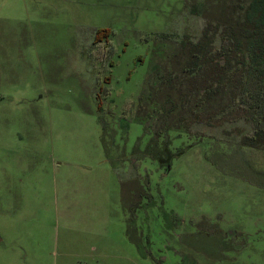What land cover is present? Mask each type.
I'll use <instances>...</instances> for the list:
<instances>
[{
  "label": "rangeland",
  "instance_id": "rangeland-1",
  "mask_svg": "<svg viewBox=\"0 0 264 264\" xmlns=\"http://www.w3.org/2000/svg\"><path fill=\"white\" fill-rule=\"evenodd\" d=\"M217 2L0 0V264H264L250 125L220 95L170 115L158 101ZM160 130L169 172L137 155ZM141 183L153 198L131 211Z\"/></svg>",
  "mask_w": 264,
  "mask_h": 264
},
{
  "label": "trees",
  "instance_id": "trees-1",
  "mask_svg": "<svg viewBox=\"0 0 264 264\" xmlns=\"http://www.w3.org/2000/svg\"><path fill=\"white\" fill-rule=\"evenodd\" d=\"M216 5L220 14L208 21L198 38L189 33L180 38L173 57L175 69L162 78L158 101L165 103L170 115L179 100L183 108L191 95L197 96L198 105L220 95L227 99L223 107L237 109L250 125L240 144L264 150V0H219ZM110 31L98 29L96 42L107 38ZM157 34L175 37L174 33ZM153 93L148 91L140 98L154 99Z\"/></svg>",
  "mask_w": 264,
  "mask_h": 264
},
{
  "label": "flooded vegetation",
  "instance_id": "flooded-vegetation-1",
  "mask_svg": "<svg viewBox=\"0 0 264 264\" xmlns=\"http://www.w3.org/2000/svg\"><path fill=\"white\" fill-rule=\"evenodd\" d=\"M103 39H101L100 41L96 42V36L94 41L92 40V43H98L101 42ZM91 43V44H92ZM108 79V78H107ZM142 109H140L141 111ZM145 110V109H144ZM142 110V111H144ZM160 132H154V133H146V131L144 132V137L148 136V142L147 145L145 146L144 149H142L141 147L138 148L137 150V155L138 157H150L152 159H155L158 164L167 172H169L171 170L172 167V160L173 158L176 157V151H172L171 149H169L170 145H169V141L163 140L165 139V137H163V133ZM159 133H161L159 135ZM163 137V138H162ZM142 140V137L140 138V141ZM136 160V158H134ZM141 180H145L144 182H146L147 180L144 178H141ZM147 183V182H146ZM140 186V185H139ZM138 195L137 198L134 202L131 203V211H134L135 209L139 208V209H144L146 205H148L147 203H145L146 199L153 198V195L150 191V188L148 190V188H146V186L144 184L141 183V186L135 191ZM149 200V201H151ZM143 204V205H142ZM138 209V210H139ZM134 214H138L137 211ZM217 230V229H214ZM214 232V231H213ZM212 232V233H213ZM220 232L222 233L223 237H222V241L223 243H233L232 238L230 241V233L229 235L223 234L222 230H220ZM211 233V231H210ZM225 236H228L229 240H227V238Z\"/></svg>",
  "mask_w": 264,
  "mask_h": 264
}]
</instances>
